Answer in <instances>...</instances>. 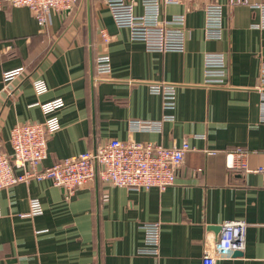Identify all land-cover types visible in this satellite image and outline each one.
Masks as SVG:
<instances>
[{"label":"crops","instance_id":"0c3cea01","mask_svg":"<svg viewBox=\"0 0 264 264\" xmlns=\"http://www.w3.org/2000/svg\"><path fill=\"white\" fill-rule=\"evenodd\" d=\"M126 1L135 14L146 12L143 0ZM217 1L223 6L218 38L206 34L204 1L159 3L161 22L184 16L182 50H151L132 40L107 0L52 10L43 29L29 7L1 4V149L11 153L12 128L43 121L40 103L58 97L65 102L56 112L61 127L48 136L40 168L111 138L166 146L187 140L193 147L165 189H130L99 178L74 194L50 178L1 189L0 264H203L205 234L229 219L247 222L246 246L217 264H264V174L257 170L264 162L262 14L251 3ZM103 51L112 70L98 78L95 60ZM208 53L225 56L222 82L206 81ZM19 66L25 70L6 83L4 71ZM36 79L46 82L45 92H36ZM162 81L174 83L172 108L151 90ZM238 148L246 150L245 167L230 165ZM153 223L160 227L158 255L140 251L145 226Z\"/></svg>","mask_w":264,"mask_h":264},{"label":"built area","instance_id":"2783aa9c","mask_svg":"<svg viewBox=\"0 0 264 264\" xmlns=\"http://www.w3.org/2000/svg\"><path fill=\"white\" fill-rule=\"evenodd\" d=\"M204 1L206 10V34L210 38L221 37L223 6L217 0H143L146 12L143 15L134 13V4L126 0H107V4L118 26L130 29L132 40L145 42L148 49L182 50L184 16H177L170 23L161 22L158 17L160 2L180 3ZM7 2L14 6H27L35 14L41 29L49 20L52 10L63 11L73 7L78 0H0V6ZM229 4L251 3L260 9L261 26L264 27V0H228ZM170 22V21H169ZM177 25L176 27H173ZM104 42L111 39L105 28L100 30ZM11 48V44L6 46ZM207 66L206 81L215 84L223 81L226 73V59L223 54L208 53L205 55ZM25 70L24 66L5 70L3 80L8 83ZM112 65L108 51L97 55L95 72L98 78H104L111 73ZM259 81L264 84V56H261L259 66ZM174 83L168 81L153 82L151 90L162 92L164 107L175 105ZM37 93L47 90L43 79L33 81ZM63 98H53L41 102L40 106L47 117L43 121H28L16 124L11 130L12 152L8 153L0 147V190L11 187L18 182L29 181L32 178H50L57 186H62L68 194H74L76 187L88 184L96 178L104 182L125 186L130 189H148L156 186L165 189L176 181L186 154L193 146L185 140L180 145L166 146L158 142H140L133 139L123 140L111 138L98 144L94 149H88L78 154L66 157L50 166L40 168L47 157L48 136L61 127L57 111L64 106ZM264 119V93L261 99ZM236 162L232 159L231 166H246V150L238 148L234 153ZM23 169V171H18ZM258 171L264 174V162ZM32 213L40 211L37 200H33ZM1 214V208H0ZM146 244L140 250L144 253L158 255L160 227L158 223L145 226ZM247 222L240 219L224 220L219 230L207 232L203 238V264H217L220 260L233 257L236 251H242L246 246Z\"/></svg>","mask_w":264,"mask_h":264},{"label":"water","instance_id":"95a60500","mask_svg":"<svg viewBox=\"0 0 264 264\" xmlns=\"http://www.w3.org/2000/svg\"><path fill=\"white\" fill-rule=\"evenodd\" d=\"M241 253V251H236L234 254L235 255H238V254H240Z\"/></svg>","mask_w":264,"mask_h":264}]
</instances>
